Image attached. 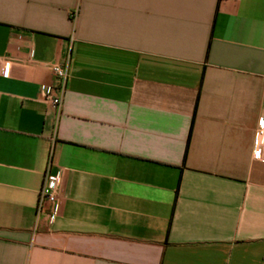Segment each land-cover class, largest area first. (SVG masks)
I'll use <instances>...</instances> for the list:
<instances>
[{
	"label": "crops",
	"instance_id": "1",
	"mask_svg": "<svg viewBox=\"0 0 264 264\" xmlns=\"http://www.w3.org/2000/svg\"><path fill=\"white\" fill-rule=\"evenodd\" d=\"M262 118L264 0H0V264H264Z\"/></svg>",
	"mask_w": 264,
	"mask_h": 264
},
{
	"label": "built area",
	"instance_id": "2",
	"mask_svg": "<svg viewBox=\"0 0 264 264\" xmlns=\"http://www.w3.org/2000/svg\"><path fill=\"white\" fill-rule=\"evenodd\" d=\"M46 66L55 76L57 84L54 87L46 88L41 94V100L46 105H52L60 110L66 92L67 83L70 78L69 69L66 64H47ZM5 73L6 65L3 67V74L5 75ZM261 146H264V118H262L259 123L258 138L254 147L255 158H260ZM58 183V178L51 176L47 169L44 173L43 183L38 193V213L49 210L57 202L59 193ZM52 219L53 217H51V220Z\"/></svg>",
	"mask_w": 264,
	"mask_h": 264
}]
</instances>
